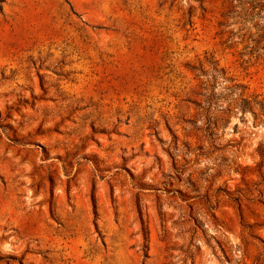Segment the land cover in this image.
<instances>
[{
  "label": "rangeland",
  "instance_id": "obj_1",
  "mask_svg": "<svg viewBox=\"0 0 264 264\" xmlns=\"http://www.w3.org/2000/svg\"><path fill=\"white\" fill-rule=\"evenodd\" d=\"M0 264H264V0H0Z\"/></svg>",
  "mask_w": 264,
  "mask_h": 264
}]
</instances>
